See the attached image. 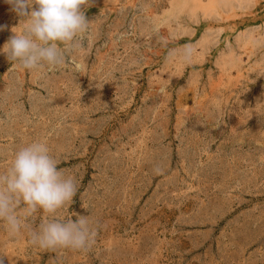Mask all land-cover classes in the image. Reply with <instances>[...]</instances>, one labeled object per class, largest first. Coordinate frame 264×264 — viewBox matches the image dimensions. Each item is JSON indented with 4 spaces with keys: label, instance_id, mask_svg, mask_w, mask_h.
Here are the masks:
<instances>
[{
    "label": "rangeland",
    "instance_id": "374dc122",
    "mask_svg": "<svg viewBox=\"0 0 264 264\" xmlns=\"http://www.w3.org/2000/svg\"><path fill=\"white\" fill-rule=\"evenodd\" d=\"M91 4L65 65L0 51V173L45 143L77 181L56 218L89 216L95 243L43 249L0 222V261L264 264V0ZM21 19L0 0V50Z\"/></svg>",
    "mask_w": 264,
    "mask_h": 264
},
{
    "label": "clouds",
    "instance_id": "9594fccd",
    "mask_svg": "<svg viewBox=\"0 0 264 264\" xmlns=\"http://www.w3.org/2000/svg\"><path fill=\"white\" fill-rule=\"evenodd\" d=\"M5 2L22 18L0 50L10 62L28 70L58 68L66 64L70 54L82 49V38L90 24L84 9L92 6L91 0ZM193 52L192 45H184L182 58L190 61ZM177 54L176 49H171L168 56ZM76 192V178L58 167L45 143L33 141L20 147L11 165L0 173V222L10 236L26 231L30 243L43 249L88 251L97 235L89 216L56 218L57 211L69 204ZM40 210L50 218L32 228L27 218Z\"/></svg>",
    "mask_w": 264,
    "mask_h": 264
}]
</instances>
